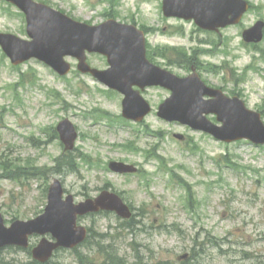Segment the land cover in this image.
<instances>
[{"label": "rangeland", "instance_id": "374dc122", "mask_svg": "<svg viewBox=\"0 0 264 264\" xmlns=\"http://www.w3.org/2000/svg\"><path fill=\"white\" fill-rule=\"evenodd\" d=\"M74 19L100 24L108 18L145 30L152 59L179 76L196 65L203 81L237 96L264 121V40L243 41V32L264 21V0H247L252 10L242 22L206 32L193 22L164 18L163 0H36ZM0 33L28 39L20 11L0 1ZM73 70L60 77L45 64L31 60L13 66L0 48V213L9 227L43 212L47 190L63 181L77 202L95 197L103 188L119 193L131 206L136 224L121 227L115 214L81 221L91 229L83 259H106L111 251L128 264H263L264 147L242 141L225 144L157 116L169 97L151 89L145 99L152 113L140 124L122 118L123 97L97 80ZM89 64L106 69L107 61L90 55ZM208 118L214 122L215 116ZM69 119L79 133L73 157L77 169L53 172L63 153L57 125ZM183 134L184 141L174 138ZM112 161L139 168L138 174L117 175ZM39 170H48L47 175ZM7 171H25L18 179ZM38 239L33 240L36 245ZM6 261L28 262L25 251L5 249ZM188 255L186 259H180ZM78 254L61 250L57 264H78ZM184 262H183V261Z\"/></svg>", "mask_w": 264, "mask_h": 264}, {"label": "water", "instance_id": "95a60500", "mask_svg": "<svg viewBox=\"0 0 264 264\" xmlns=\"http://www.w3.org/2000/svg\"><path fill=\"white\" fill-rule=\"evenodd\" d=\"M17 5L27 18V32L31 41L14 35L0 34V45L14 65L37 59L65 76L72 67L66 57L79 61L78 70L91 74L101 83L125 96L123 117L141 122L151 107L133 86H163L172 96L161 105L159 117L188 125L194 130L213 135L224 142L242 139L264 145V123L261 114L248 110L238 97L227 98L221 90L205 86L197 74L180 79L150 64L145 56V36L135 26L107 21L99 26L77 22L33 0H6ZM249 10L245 0H165L163 11L167 17L195 20L203 29L216 30L238 24ZM264 23L258 22L244 32L248 43L263 39ZM89 53H99L108 59L106 71L93 69L87 63ZM204 96L212 100H205ZM216 114L221 126L210 122L205 115ZM66 150L74 149L78 134L74 126L65 120L57 128ZM183 139L181 135H176ZM117 173H135L137 168L120 162L110 163ZM64 188L58 179L49 188L48 205L44 214L30 220H17L11 227L5 226L0 214V250L7 246L29 247L34 235L50 234L54 241L44 238L32 250L34 260L46 263L59 248H74L86 238V229L77 227L78 216L100 209L115 211L123 218H130L131 211L116 194L103 192L94 200L75 205L73 196L64 200Z\"/></svg>", "mask_w": 264, "mask_h": 264}, {"label": "trees", "instance_id": "16d2710c", "mask_svg": "<svg viewBox=\"0 0 264 264\" xmlns=\"http://www.w3.org/2000/svg\"><path fill=\"white\" fill-rule=\"evenodd\" d=\"M79 159L80 158L75 159L72 154L63 155L58 161L56 160V165L53 169V172H56V171L62 172V170H61L62 168H65V169L73 172L77 169L76 160H79ZM47 171L48 170H46V171L39 170L38 172L41 175H47ZM21 173H26V172L25 171H7V175L9 176L8 178H11V179H18L19 176L20 177H27L25 175H20ZM27 254H29V251H27ZM118 261H119L118 264H121L120 260H118ZM138 262H139V264H142L141 260H139ZM0 264H39V263L31 260L30 257H29V261L25 262V263H22V262L17 261V260L6 261V258H3V256L0 255ZM47 264H57V263L54 261H51ZM78 264H88V263L84 262L80 258V255L78 254Z\"/></svg>", "mask_w": 264, "mask_h": 264}, {"label": "flooded vegetation", "instance_id": "af4514ba", "mask_svg": "<svg viewBox=\"0 0 264 264\" xmlns=\"http://www.w3.org/2000/svg\"><path fill=\"white\" fill-rule=\"evenodd\" d=\"M149 52V51H148Z\"/></svg>", "mask_w": 264, "mask_h": 264}]
</instances>
